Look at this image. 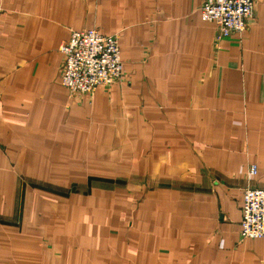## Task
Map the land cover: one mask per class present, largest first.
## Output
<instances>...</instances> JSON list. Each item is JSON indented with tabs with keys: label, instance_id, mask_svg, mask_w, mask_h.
I'll list each match as a JSON object with an SVG mask.
<instances>
[{
	"label": "crops",
	"instance_id": "1",
	"mask_svg": "<svg viewBox=\"0 0 264 264\" xmlns=\"http://www.w3.org/2000/svg\"><path fill=\"white\" fill-rule=\"evenodd\" d=\"M201 2L0 0V264H264V238L240 235L244 189H264V0L221 38ZM90 28L120 35L123 77L72 94L58 46ZM121 163L143 181L125 208L37 217L80 165ZM97 173L73 194L125 187Z\"/></svg>",
	"mask_w": 264,
	"mask_h": 264
},
{
	"label": "built area",
	"instance_id": "2",
	"mask_svg": "<svg viewBox=\"0 0 264 264\" xmlns=\"http://www.w3.org/2000/svg\"><path fill=\"white\" fill-rule=\"evenodd\" d=\"M255 0H202L200 17L215 24L221 38L243 32L253 17ZM120 35H103L96 29L72 31L62 41L61 84L72 94H88L98 86H109L123 77ZM250 174L256 167L250 166ZM243 238H264V189L247 187L242 193L241 229Z\"/></svg>",
	"mask_w": 264,
	"mask_h": 264
},
{
	"label": "rangeland",
	"instance_id": "3",
	"mask_svg": "<svg viewBox=\"0 0 264 264\" xmlns=\"http://www.w3.org/2000/svg\"><path fill=\"white\" fill-rule=\"evenodd\" d=\"M121 160H125V158H118V162H120ZM70 167L77 168V166L75 165H72ZM80 167L82 169L81 172L74 174V175L72 173L70 174L72 178L69 181L68 186L67 185L66 186L64 185L63 187L53 186L55 188V191H58L61 194H63L64 192H66V195L69 194L68 197L59 196L57 194L50 195L48 191L44 192L47 194L39 193L40 195L37 197V201H39L37 207L39 209H37L38 211H36V213L39 212L37 214V217L39 216L42 217L41 218L42 224L46 225V222H47V220L45 219L44 212L48 211L49 215L54 216V213L52 211H55V216L53 218H50L49 222H54V223H57V221L65 222L69 226H71L72 223H75V224L83 223L84 225H87L88 222L95 221V219H97V206H102L103 208H105V210L110 209L111 196H114V199L115 197H117L115 204L121 206L122 208H125L123 204H124V200H126L125 196L127 195L126 193L127 190H130L133 188L134 190L143 188V181L141 180V176L138 174L132 173L130 170L131 166L129 165L121 163V165L118 164L116 166H102L101 172H98V173H97V165L83 164V165H80ZM110 169H113L111 173H110ZM60 172H61V168L55 173L59 174ZM89 173H97V176L108 177V178L111 177V179L119 178L115 180L120 181V184H123V186L125 185V187L121 189L117 188L116 190V186L114 185V186L109 187L111 189H108V191L98 188L97 193L95 192H92L90 194L89 193H79L78 195L77 194L74 195L73 189L80 190V191L82 190L83 192H86L85 189L83 190L84 188L82 187L83 184L79 182V179L81 177H85ZM133 176L136 178L135 179L132 178ZM120 179H123V180H120ZM42 183L45 185L48 184V183L46 184L41 181L38 182V184H42ZM56 183L57 182H53V184L55 185ZM58 184H62L61 181H58ZM47 186H50V185H47ZM134 195H136V193H134ZM23 199L24 198H22V200ZM129 199L132 202L136 203L141 200V196L139 197L132 196V197H129ZM93 201L94 202L97 201V204L93 205L94 203ZM121 210L122 212H118L117 214L118 220H122L121 217L122 216L124 217L125 215L124 209H121ZM25 213H26V216H25ZM101 215L103 217L110 216L109 213H102ZM20 220L22 221V218ZM103 220H105V218ZM128 220L130 219H128L127 217L125 221H128ZM23 222L32 223V218L30 216L29 211L24 212ZM46 242H47L46 238H41V241H38L39 246H42V247H45Z\"/></svg>",
	"mask_w": 264,
	"mask_h": 264
}]
</instances>
